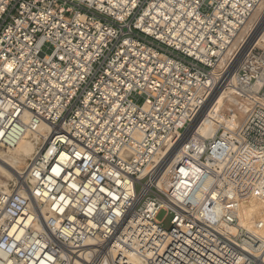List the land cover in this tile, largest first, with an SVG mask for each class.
<instances>
[{
  "label": "built area",
  "instance_id": "built-area-1",
  "mask_svg": "<svg viewBox=\"0 0 264 264\" xmlns=\"http://www.w3.org/2000/svg\"><path fill=\"white\" fill-rule=\"evenodd\" d=\"M261 1L0 0V150L42 138L0 188V264H264V224L238 225L264 201L263 34L215 86ZM221 88L237 123L200 137Z\"/></svg>",
  "mask_w": 264,
  "mask_h": 264
},
{
  "label": "bare ground",
  "instance_id": "bare-ground-1",
  "mask_svg": "<svg viewBox=\"0 0 264 264\" xmlns=\"http://www.w3.org/2000/svg\"><path fill=\"white\" fill-rule=\"evenodd\" d=\"M263 12L264 0L259 3L257 9L242 28L238 38L234 41L230 50L227 52V55L222 58L217 66L215 70L216 88L224 81L225 83H230V85L236 82V75L243 60L245 49L248 50L254 43H258V38L262 34V37L264 38V18H260L261 13ZM242 44L243 46L241 48ZM239 49L240 51L236 54L235 58H231L230 54L235 51L237 52ZM230 104L234 105L232 97L226 93H222V88L220 90L216 89L209 97L200 115L193 122V128L197 129L196 135H199L200 137L213 135L216 133L219 125H222L225 129L232 128L237 123L234 118L235 115L232 114L230 121H227L222 113ZM41 144L42 138L39 135L26 133L17 142V145L13 149L0 150V176L5 178L6 181L24 180L26 178V174L21 171V167H27L29 161L38 152ZM177 150L178 149L176 147L174 149L173 156ZM188 180L190 183L193 182V179ZM6 181L3 182L0 179V188L5 190L8 189V182L6 183ZM132 194H134L135 197L134 207H136L141 200V196L138 197L135 194L134 189H132ZM239 206L241 207L238 211V225L240 227L252 232L256 222H262L264 224V201L254 197H248L242 200ZM210 210L214 213L211 217L212 221L217 222L219 218L217 207ZM130 226H134V220L130 224L127 223V220L120 223L110 243L112 244L117 236L124 239V241L131 240L132 237L128 235L127 229H123L124 227L129 228ZM114 244L115 245L113 247L116 252L124 249L123 245L118 243V240H116ZM130 255V253H126V256L130 258L134 264H142L140 260H137L134 257L132 258V255Z\"/></svg>",
  "mask_w": 264,
  "mask_h": 264
},
{
  "label": "rangeland",
  "instance_id": "rangeland-1",
  "mask_svg": "<svg viewBox=\"0 0 264 264\" xmlns=\"http://www.w3.org/2000/svg\"><path fill=\"white\" fill-rule=\"evenodd\" d=\"M260 18L262 19V18H264V12L263 13H261V15H260ZM257 26V25H256ZM226 109V108H225ZM224 109V114H225V110ZM224 116V115H223ZM231 117V116H230ZM230 117H226V116H224V118H225V120H227V121H230ZM23 169V170H22ZM21 171L22 172H24L25 171V167L23 166V167H21ZM0 179L3 181V182H5L6 181V179L5 178H3V177H1L0 176ZM10 181H14V180H10ZM7 182H9V180L8 181H6V183ZM241 209V207L239 206V210ZM156 219L159 221V222H161V224H162V228L164 229V230H169L170 229V220H171V215H169V214H167L166 212H164V211H161L158 215H157V217H156Z\"/></svg>",
  "mask_w": 264,
  "mask_h": 264
}]
</instances>
